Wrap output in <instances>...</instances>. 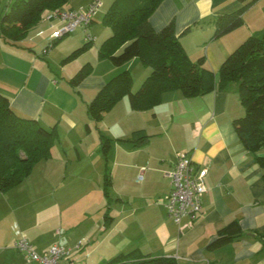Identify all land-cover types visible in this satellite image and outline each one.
I'll list each match as a JSON object with an SVG mask.
<instances>
[{
  "label": "crops",
  "instance_id": "1",
  "mask_svg": "<svg viewBox=\"0 0 264 264\" xmlns=\"http://www.w3.org/2000/svg\"><path fill=\"white\" fill-rule=\"evenodd\" d=\"M12 1L7 0L2 8L0 0V14ZM242 5L239 0H163L150 23L160 31L174 22L176 35L181 37L190 59L197 62L204 55L205 66L217 74L240 44L264 30V0H257L245 12L241 27L213 40L217 18ZM68 7L77 10L76 6ZM51 15L47 12L35 26L36 37H51L60 28L61 23L50 20ZM95 23L88 31L96 40ZM189 27L191 30L183 34ZM81 29L88 42L87 31ZM15 46L0 38V91L19 116L36 118L46 128L62 122L71 131H78L75 136L80 144L79 148H52L50 158L38 162L23 183L7 193L0 192V264H36L14 248L21 238L41 254L55 244L70 248L75 264H104L135 248L155 257H172L177 264H264L263 169L254 162L234 126V120L245 113L236 84L197 97H186L181 91L167 92L161 103L148 111H133L129 101L116 106L102 121L111 116L112 148L106 159L100 142L103 130L97 128L99 135L90 140L91 146L90 124V131H80L82 104L76 88L69 83L72 75H63L60 82L52 71L38 67L36 59L29 67L19 59L25 52ZM137 61L128 63H133L131 71ZM123 68L128 67L102 75L92 87L102 89ZM87 81L78 88L89 87ZM121 106L125 114L119 112ZM136 130H145L151 136L142 148L119 141L131 138ZM183 152L191 155L197 169L207 168V193L202 214L178 225L168 218L165 200L171 189L168 172ZM260 155L264 156L263 150ZM107 166L109 170L110 166L114 168L113 173L120 168L122 176L118 188L114 177L110 199L103 191ZM113 190L118 193L116 198ZM22 197L30 200L29 204L20 202ZM42 213H50L41 221L45 225L65 217L70 226L58 229L57 234L53 230L37 231L35 218ZM106 213L113 218L108 228ZM235 221L243 235L209 250L219 231ZM23 222L28 224H19Z\"/></svg>",
  "mask_w": 264,
  "mask_h": 264
},
{
  "label": "trees",
  "instance_id": "2",
  "mask_svg": "<svg viewBox=\"0 0 264 264\" xmlns=\"http://www.w3.org/2000/svg\"><path fill=\"white\" fill-rule=\"evenodd\" d=\"M71 0H13L0 14V38L10 45H17L37 25L46 12L69 8ZM242 7L230 14L221 15L215 22L213 40L234 31L244 24V14L257 0H239ZM163 0H115L104 17V24L111 35L99 49L100 59H109L115 66L139 59L150 69L146 80L133 91V78L129 71L114 76L87 103V113L100 127L106 113L127 96L133 111H148L161 103L162 95L181 91L186 97L204 96L216 89L226 90L237 85L238 94L245 108L243 116L234 120L237 134L245 148L254 156V162L263 169L264 156V30L254 33L240 44L222 63L216 74L205 66L206 58L193 62L188 56L181 37L176 35L171 22L155 31L150 17ZM94 23V22H93ZM187 28L183 34L188 33ZM52 41L53 47L59 39ZM93 41L76 50L72 56L90 46ZM49 48L46 49V51ZM91 66L85 64L70 80L74 87L88 77ZM77 91V89H76ZM87 131L90 127L87 125ZM56 127L46 128L36 118L19 116L10 99L0 91V192L7 193L23 183L41 160L49 159L56 140ZM145 130H136L131 138L120 139L138 149L150 141ZM101 150L106 159L112 139L100 133ZM112 175L107 166L103 191L110 199ZM113 218L104 215L105 227ZM243 232L237 221L219 231L218 237L208 245L209 250L219 249L240 238ZM80 246V244H79ZM104 264H177L172 257L151 256L138 248L121 253Z\"/></svg>",
  "mask_w": 264,
  "mask_h": 264
},
{
  "label": "rangeland",
  "instance_id": "3",
  "mask_svg": "<svg viewBox=\"0 0 264 264\" xmlns=\"http://www.w3.org/2000/svg\"><path fill=\"white\" fill-rule=\"evenodd\" d=\"M6 1L7 0H2V5H1L2 8H4ZM114 1L115 0H103L104 5L101 8V10L98 12L97 16L95 17V21L97 22L94 24V27H93V31L97 35V39L95 40V42L90 44V46L86 47L85 49H82L75 56H72L71 59L68 61H66V59L69 56H71L76 50L82 48L87 42L85 40V34L83 30L81 29V27L67 34L64 38L56 41L57 43L53 47L52 41H50V38H49L50 36L44 35L43 37H36L37 29L35 26L37 25H35L28 32V34L21 41H19L18 44L15 46V48L19 47L21 48L22 52H25L24 57H21V56L19 57L20 60L23 59V61H25V63H28V66L30 67L33 64V60L36 59L37 61L36 64L38 67L42 66L43 68H47L49 71H52V73L55 75V78L59 80L60 82L62 80L61 77L63 75L65 76L66 74H69V75H72L71 77H73L85 64L89 63V65L91 66V69H90V73L88 77L86 78L88 80L87 83L89 87L85 89L76 88L77 94L79 95L81 104H82L81 105V115L79 116L80 121L82 123L80 124L81 125L80 131L87 133L86 125L89 123L91 126V132H93V135L90 136L88 146H91L92 144L90 143V140L94 139L93 138L94 136L99 135L94 121L89 117L87 113V103L92 101V99H94L97 93L99 92V89H95L94 87H92L95 81H97L102 75H111L115 71H118L117 69L122 68L123 66H126L128 68L127 69L123 68L121 72H123L124 70H128L130 72L133 78V91H137L140 88V86L143 84V82L146 80L147 76L149 75L151 71L150 69L146 68L139 59L136 62V65L132 67V71H131L129 66L133 65V63L128 64L129 63L128 62L121 66H115L114 64H112V62L109 59L99 58V49L102 43L111 34V30L108 27H106L103 20H104V17L107 11L110 9ZM87 3H88V0H71L69 3V6H76L77 9H81V8L86 7ZM44 14L46 15V12ZM44 14L41 19H44L45 17ZM47 48H49V50H47V52L45 53V50ZM202 57H204V55ZM146 69L148 72L143 71ZM121 72L116 73L112 75L111 77L109 76L110 78L107 82H109L113 76H116L120 74ZM121 104H128L127 96L123 97L116 106L118 107V105L120 106ZM115 107L110 112H112L115 109ZM119 112L120 113L124 112L125 114L126 110L121 106ZM138 120L140 121V117ZM133 122L134 121H131V123ZM59 123L60 122L53 124L52 126V127H56V134H57L53 148H79L80 138L75 136L78 131L73 132L69 129V127L65 126L62 122L60 124ZM110 123H111V116L107 117V119H105L104 122H102L100 125V129L103 130L102 133L109 138L112 137V135H110V132H109V128L112 127ZM123 128L124 127H122V129ZM119 134L122 135V132H120ZM263 153H264V150H263ZM112 169L114 168H111L110 166V172L113 178V182H114V177H115L117 179L116 181H117V188H118L122 182L121 170L120 168L115 169L116 175L114 176L115 173H113L114 170ZM117 194L118 193L116 190L112 191V196L114 198L117 197ZM21 199L22 200L20 202L29 204L30 200H28L27 198L22 197ZM22 203L21 205H23ZM27 208L31 209L32 206L29 205ZM44 215L45 214L42 213L39 215V217L37 216L36 218L34 217L36 220V223H38L35 226L37 227L36 228L37 231L41 230L43 232V230L46 229L47 232L48 231L51 232L53 230L54 233L57 234L58 229L70 226L67 218L65 217H63L61 220L57 219V220L48 221L47 224L45 225V223L44 222L42 223L41 221L47 218L50 215V213L48 215H45V216ZM31 220H32V217H31ZM19 224L24 225L28 223L23 222ZM15 225L17 227L18 224L16 223ZM84 264H87V263H84ZM93 264H97V262Z\"/></svg>",
  "mask_w": 264,
  "mask_h": 264
},
{
  "label": "built area",
  "instance_id": "4",
  "mask_svg": "<svg viewBox=\"0 0 264 264\" xmlns=\"http://www.w3.org/2000/svg\"><path fill=\"white\" fill-rule=\"evenodd\" d=\"M103 0H93L86 7L77 10L58 9L52 12L50 20L58 21L61 26L50 37L54 41L80 27L87 31V40H95L89 32L95 17L103 7ZM47 51L45 50V53ZM208 170L197 169L189 153H179L168 177L171 189L165 200L168 218L180 225L186 218L195 219L203 212V197L207 193L205 178ZM141 179V177H140ZM80 247L79 245L77 246ZM14 248L25 255L30 262L36 264H75L72 259L73 250L55 244L44 253H39L25 238L17 240Z\"/></svg>",
  "mask_w": 264,
  "mask_h": 264
}]
</instances>
